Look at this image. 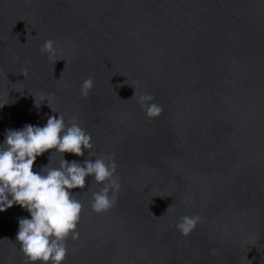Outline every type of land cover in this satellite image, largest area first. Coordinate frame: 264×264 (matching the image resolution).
<instances>
[{
    "label": "water",
    "instance_id": "obj_1",
    "mask_svg": "<svg viewBox=\"0 0 264 264\" xmlns=\"http://www.w3.org/2000/svg\"><path fill=\"white\" fill-rule=\"evenodd\" d=\"M43 97L91 135L65 158L114 159L120 184L99 213L102 184L72 190L79 237L62 264H264V0H0V141L58 115ZM50 153L59 165L50 149L34 171ZM27 216L0 212V264H25ZM185 216L199 217L186 235Z\"/></svg>",
    "mask_w": 264,
    "mask_h": 264
},
{
    "label": "clouds",
    "instance_id": "obj_2",
    "mask_svg": "<svg viewBox=\"0 0 264 264\" xmlns=\"http://www.w3.org/2000/svg\"><path fill=\"white\" fill-rule=\"evenodd\" d=\"M42 51L54 63L58 61L55 59L58 50L54 41L46 40ZM92 88L91 77L83 80L81 95L87 97ZM152 100L150 94L139 98L141 107L150 118L161 111ZM42 101H46L51 108L47 97H43ZM41 102H35L36 106ZM51 110L58 115H49L42 126L25 123L18 129H6L0 141V212L15 204L29 213V216L18 219L15 236L26 257L25 264H62L67 254V237L69 234L73 240L79 237L76 228L82 204L72 190L84 189L86 178L91 177L103 185L99 191L92 193L91 207L97 213L111 208L120 190L114 159H93L89 151L87 158L80 161L65 158V153L84 156L85 150L93 147L91 135L75 118L69 124L63 115ZM50 149L61 154L59 165L49 166L50 153L48 163L34 171L37 157ZM198 220L199 217H181L177 227L186 235Z\"/></svg>",
    "mask_w": 264,
    "mask_h": 264
}]
</instances>
